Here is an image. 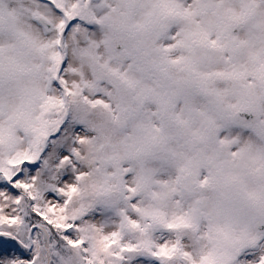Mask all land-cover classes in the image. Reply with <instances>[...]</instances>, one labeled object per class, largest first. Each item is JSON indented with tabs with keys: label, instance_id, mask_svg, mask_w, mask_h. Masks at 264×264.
<instances>
[{
	"label": "snow or ice",
	"instance_id": "1",
	"mask_svg": "<svg viewBox=\"0 0 264 264\" xmlns=\"http://www.w3.org/2000/svg\"><path fill=\"white\" fill-rule=\"evenodd\" d=\"M0 264H264V0H0Z\"/></svg>",
	"mask_w": 264,
	"mask_h": 264
}]
</instances>
